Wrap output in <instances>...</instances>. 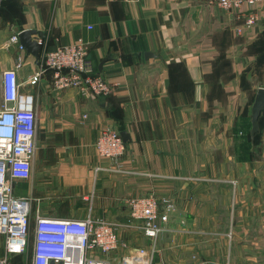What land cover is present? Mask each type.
<instances>
[{
	"label": "crops",
	"instance_id": "1",
	"mask_svg": "<svg viewBox=\"0 0 264 264\" xmlns=\"http://www.w3.org/2000/svg\"><path fill=\"white\" fill-rule=\"evenodd\" d=\"M243 12L256 15L254 27L216 0H0V103L1 74L16 69L39 115L32 178L14 194L37 200L47 217L116 224L120 246L89 254L112 264L140 250L163 264L170 243L198 244L220 230L238 248L234 264H264V118L258 156L239 153L264 88V0ZM26 30L45 36L40 60L8 43ZM79 41L113 85L110 96L57 90L52 71L26 85L46 53ZM106 129L129 135L125 173L98 155ZM150 195L176 205L156 241L127 218L126 202Z\"/></svg>",
	"mask_w": 264,
	"mask_h": 264
},
{
	"label": "built area",
	"instance_id": "2",
	"mask_svg": "<svg viewBox=\"0 0 264 264\" xmlns=\"http://www.w3.org/2000/svg\"><path fill=\"white\" fill-rule=\"evenodd\" d=\"M263 0H216L226 12L244 15V27L257 24L252 10ZM239 28L238 31H241ZM8 43L16 44L24 51L19 36ZM21 66L19 59L16 68ZM54 72L57 90H76L82 95L102 99L110 96L113 85L99 74L96 64L89 59L88 49L79 41L48 52L43 57L41 70L26 85L35 86L43 73ZM2 102L0 103V237L4 238V252L0 264H9L10 258L24 256L33 237L31 264H112L108 259H98L91 253L110 255L120 246L118 226L105 220L88 217L83 220L47 217L35 208L37 200L17 197L14 184L28 182L32 178L34 158L38 148L39 115L35 95L22 88L16 69L1 74ZM98 155L114 162L117 171L125 173L122 158L128 151L127 143L117 130L106 129L96 144ZM128 225L139 223L144 236L156 241L164 232V225L176 211L171 197L131 198L126 202ZM34 214V229L32 216ZM144 250L131 254L121 264H151Z\"/></svg>",
	"mask_w": 264,
	"mask_h": 264
},
{
	"label": "rangeland",
	"instance_id": "3",
	"mask_svg": "<svg viewBox=\"0 0 264 264\" xmlns=\"http://www.w3.org/2000/svg\"><path fill=\"white\" fill-rule=\"evenodd\" d=\"M260 148L261 146L251 152L253 158L258 156ZM251 156L250 159L252 158ZM35 205L37 206V203ZM43 205V207H46L45 204ZM206 237L204 235V239L200 240L198 244L190 241V243L181 244V246H173L170 243L165 249L163 264H234L233 258L236 256L238 248L232 246L230 232L220 230L214 232L213 237ZM32 247L33 241L31 240L27 253L24 256L10 258L9 264H31ZM2 256L3 245L0 240V258ZM155 258L159 257L156 255Z\"/></svg>",
	"mask_w": 264,
	"mask_h": 264
},
{
	"label": "water",
	"instance_id": "4",
	"mask_svg": "<svg viewBox=\"0 0 264 264\" xmlns=\"http://www.w3.org/2000/svg\"><path fill=\"white\" fill-rule=\"evenodd\" d=\"M44 34L35 30H26L19 34L20 45L37 60L41 58L42 47L39 44L41 39H44ZM148 57H154L152 54H146ZM104 63L100 65V71H102ZM264 117V88L261 87L257 90L253 103L251 105V130L250 139L252 142L258 134L261 133V119ZM121 136L125 142H129L130 138L127 132H122ZM79 261V260H77ZM54 264V263H52ZM62 264V263H61Z\"/></svg>",
	"mask_w": 264,
	"mask_h": 264
},
{
	"label": "trees",
	"instance_id": "5",
	"mask_svg": "<svg viewBox=\"0 0 264 264\" xmlns=\"http://www.w3.org/2000/svg\"><path fill=\"white\" fill-rule=\"evenodd\" d=\"M264 118V117H263ZM251 128V127H250ZM261 134V133H260ZM260 134H258L257 136H256V138H255V141L254 142H252L251 141V139H250V132H249V134L247 135V137L242 141V143H241V146H240V148H241V151L239 152L240 153V155H241V159H245V160H249L250 159V156H251V152H253V151H255L254 149V144H256V141H257V139L259 138V136H260ZM246 151H245V150ZM245 152H246V154H245ZM252 157V156H251ZM253 158V157H252ZM251 158V159H252Z\"/></svg>",
	"mask_w": 264,
	"mask_h": 264
},
{
	"label": "bare ground",
	"instance_id": "6",
	"mask_svg": "<svg viewBox=\"0 0 264 264\" xmlns=\"http://www.w3.org/2000/svg\"><path fill=\"white\" fill-rule=\"evenodd\" d=\"M68 264H78V262L77 261H72V262H70Z\"/></svg>",
	"mask_w": 264,
	"mask_h": 264
}]
</instances>
